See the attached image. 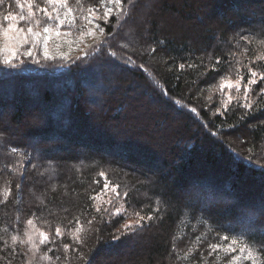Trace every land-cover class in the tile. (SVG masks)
<instances>
[{"label":"trees","instance_id":"trees-1","mask_svg":"<svg viewBox=\"0 0 264 264\" xmlns=\"http://www.w3.org/2000/svg\"><path fill=\"white\" fill-rule=\"evenodd\" d=\"M96 23L105 27L100 41H57L68 60H44L38 49L39 64H0V264H229L234 255L236 264H264V82L248 97L252 109L240 94L225 109L219 89L233 69L264 71L255 60L264 53V0H123V12ZM115 76L118 91L108 87ZM218 166L224 182L211 179ZM101 171L120 199L102 191ZM135 212L154 218L114 240ZM28 219L50 236L34 256L11 240L26 239ZM232 239L243 253L211 248Z\"/></svg>","mask_w":264,"mask_h":264},{"label":"snow or ice","instance_id":"snow-or-ice-1","mask_svg":"<svg viewBox=\"0 0 264 264\" xmlns=\"http://www.w3.org/2000/svg\"><path fill=\"white\" fill-rule=\"evenodd\" d=\"M14 3L16 8L19 9L18 12L10 10L11 4L8 3V0H0V7L4 9L0 12V64L12 68L19 67L28 59L39 64L41 58L37 51L38 49L42 50L44 60H54L57 56L61 59L68 60L70 58L69 53L59 51L61 44L57 41L69 36H75V41H67L70 46L74 42L78 46L79 43L84 41L85 37H92L96 41H100V38L106 35L105 27L96 23V21H104L107 23L114 13L118 14L123 12V0H99L98 5H90L87 7L84 6L83 0H75V6L70 3V0H43V7L38 0H14ZM97 29L99 35H97ZM53 47L56 49V54H53ZM246 51L247 49H245V52ZM84 55L86 57L87 53L85 52ZM111 55L115 56L116 53L113 52ZM75 59L80 60L81 57H76ZM255 60L264 61V54L257 55ZM251 63L252 61L249 62V65H251ZM184 67V64L180 65V68ZM245 67L249 75L246 84H244V107L252 109L254 105L248 102V97L254 90L253 86L257 85L258 82H264V71H256L251 66ZM236 72L239 78L235 81L228 78L222 79L219 84L220 90L227 87L229 89L235 88L237 92L240 91L241 82L244 77L240 74L239 69H236ZM259 93L264 94V87L259 89ZM209 99H211V97H209ZM233 99L234 97L228 96V100L224 102L223 107L226 109L228 103ZM192 111L195 112L196 109L193 108ZM217 111L219 112L220 109H217ZM11 151L16 153L17 148L13 147ZM99 175L105 177L102 191H110L114 193L115 199H120L121 193L118 191L119 185L113 183L110 188V182L105 176V173L101 171ZM17 187H19V185H17ZM8 195L9 189L5 188V199H7ZM127 196L128 192L125 191L123 197L126 198ZM92 198L98 200L100 196L97 195ZM107 203L113 204V199L110 198ZM97 211H100L99 207ZM124 212L125 209L123 205H121L120 207H115L112 215L119 216ZM134 215L137 219L123 224L121 229L113 235L112 238L114 240H118L121 235H127L129 233L135 234L133 230H141L146 221H151L154 218L151 214L146 217L141 215L140 212H135ZM93 219H95V217H93ZM76 223H80L79 218L76 219ZM88 223L91 224L92 221L89 220ZM27 224L32 226L33 230L25 231L24 235L26 239L22 240L19 235H12L11 240L13 245L17 242L31 245L34 256L35 252L39 250L40 245L49 243L50 236L49 233L36 228L32 219H28ZM82 230V227H76L71 233L73 240L77 243H82L79 235ZM37 234L39 243L36 242ZM55 235L63 236L64 233L57 227L55 229ZM224 240H228L227 235L224 237ZM221 247H223L225 253H234L237 251V248L241 253L245 251L244 247H239L236 239H232L231 243L226 246L220 244L211 245L213 249ZM63 248L67 250L69 245L64 244ZM49 251H51V249H49ZM251 255V252H249L245 259H250ZM43 258L52 260V257L48 255H45ZM56 259L58 260L59 257H56ZM238 260H240V256L234 255L231 257L229 264H236ZM28 264H31V260L28 261Z\"/></svg>","mask_w":264,"mask_h":264},{"label":"rangeland","instance_id":"rangeland-1","mask_svg":"<svg viewBox=\"0 0 264 264\" xmlns=\"http://www.w3.org/2000/svg\"><path fill=\"white\" fill-rule=\"evenodd\" d=\"M209 12H206V14H208ZM125 34L127 35V33L125 32ZM128 34H129V32H128ZM128 36V35H127ZM264 54V53H263ZM239 72H240V74H241V72H242V69L241 68H239ZM114 75V74H113ZM244 78H243V80H242V82H241V88H240V91L239 92H237L236 91V89L235 88H232V89H229V88H224V94L226 95V97H227V99H228V96H232V97H234V98H236L235 97V95L234 94H240V95H242L243 97L242 98H244V95H243V93H244V84H246V82H247V78H248V75H245V76H243ZM228 79H231V80H233V81H235L236 79H238L239 78V76L237 75V72H236V70L235 69H233V75H231L230 77H227ZM115 79H116V83H114V84H111V85H109L108 87L110 88V89H112V90H115V91H118V87L120 86V83L118 82V79H119V77H117V76H115ZM24 94V93H23ZM64 96H62V94H60V96L58 97V99L60 100V99H62ZM29 100H33V98H30ZM152 103H153V100L151 101ZM85 103H86V101H85ZM141 105H143V104H141ZM139 106L138 108H137V110L140 112V113H142L141 111H143V110H145L146 108H145V106ZM152 106H153V104H152ZM27 107V106H26ZM26 110H27V108H26ZM39 111H35L33 114H29L30 115V119L32 118V119H36L37 117H38V115H39ZM175 114V113H174ZM93 117V116H92ZM92 119H94V121H96V122H98V119H95V118H92ZM76 124V123H75ZM75 124H74V127L75 128H79V129H81L80 127H78V126H80V125H78V124H76L77 126H75ZM109 129H111V130H113L115 133H118V131L120 132V129H116L115 127H111V126H109L108 127ZM83 130V129H82ZM81 135H79V137H80ZM74 137L75 138H78V134L75 132V134H74ZM158 136H153L152 135V139L153 140H156V138H157ZM87 139H89V140H91V141H95V143H94V145L96 144V142H98V139L95 137H93V136H87L86 137ZM153 140H152V142H153ZM83 141V140H82ZM78 144V143H77ZM78 145H80V144H78ZM81 146V145H80ZM155 146H159L158 144H156L155 143ZM111 149V148H110ZM203 166V165H202ZM197 169V167L194 169V170H196ZM200 170H201V168H200ZM193 175V174H192ZM193 176H195V174L193 175ZM211 176H212V178L211 179H213V180H215V182H216V179L217 180H219V181H221V182H224V180H226L227 178L223 175V170L221 169V167L220 166H218L217 168H215V170L211 173ZM249 183H245V182H243V183H241L240 185H239V188H240V193H242L243 194V198L244 199H248L249 198V196H251V194L253 193L252 192V190H249ZM259 189H257V191H258Z\"/></svg>","mask_w":264,"mask_h":264}]
</instances>
